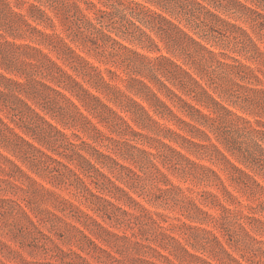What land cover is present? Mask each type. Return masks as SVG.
Returning a JSON list of instances; mask_svg holds the SVG:
<instances>
[{"label": "clouds", "instance_id": "obj_1", "mask_svg": "<svg viewBox=\"0 0 264 264\" xmlns=\"http://www.w3.org/2000/svg\"><path fill=\"white\" fill-rule=\"evenodd\" d=\"M0 264H264V0H0Z\"/></svg>", "mask_w": 264, "mask_h": 264}]
</instances>
